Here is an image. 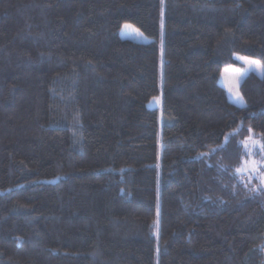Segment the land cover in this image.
<instances>
[{"label":"trees","instance_id":"1","mask_svg":"<svg viewBox=\"0 0 264 264\" xmlns=\"http://www.w3.org/2000/svg\"><path fill=\"white\" fill-rule=\"evenodd\" d=\"M236 55L264 64V0H0V264H264Z\"/></svg>","mask_w":264,"mask_h":264},{"label":"rangeland","instance_id":"2","mask_svg":"<svg viewBox=\"0 0 264 264\" xmlns=\"http://www.w3.org/2000/svg\"><path fill=\"white\" fill-rule=\"evenodd\" d=\"M125 25L130 24L122 25L119 31L120 39L143 44L150 43L152 41L132 25L130 28H125ZM158 40L161 50V45L163 42L162 30H160ZM239 57L246 56H234L237 65L224 67L220 74L218 83L225 90L226 97L231 104L237 107H243L245 105L243 99L236 98V92L237 90L239 92V86L241 82L250 73H254L259 77H262L263 75H261L258 70L253 69L251 71H248L242 78H240L237 85L236 81L239 73L236 70H240L242 72L243 70L248 68V65L240 60ZM247 58L250 60H256L250 57ZM230 88L232 89L231 92L229 91ZM254 141L258 143H253ZM245 145H247V149L245 148ZM243 146L246 153V158L243 160L241 166L239 167L240 171H237V174L241 177H244L245 179H248L249 181H255L258 186L264 190V143H262L257 138L251 137L243 144Z\"/></svg>","mask_w":264,"mask_h":264},{"label":"snow or ice","instance_id":"3","mask_svg":"<svg viewBox=\"0 0 264 264\" xmlns=\"http://www.w3.org/2000/svg\"><path fill=\"white\" fill-rule=\"evenodd\" d=\"M130 27L131 25H125V28H130ZM239 59L242 60L244 63H246L248 65V68L243 70L242 72L240 70H236L239 73L237 77V81H236L237 85L239 83V79L242 78L248 71H251L253 69L258 70L261 73V75H264V64H261L260 61L250 60L247 57H239ZM229 91L231 92L232 89L230 88ZM236 98L243 99L240 96L238 90L236 92ZM253 143H258V142L254 141ZM245 148L247 149V145H245ZM237 171H240V170L238 169Z\"/></svg>","mask_w":264,"mask_h":264}]
</instances>
